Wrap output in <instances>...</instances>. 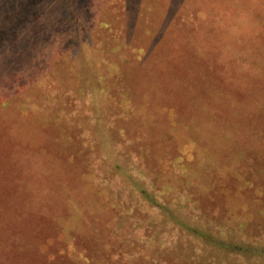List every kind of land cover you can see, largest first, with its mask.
<instances>
[{"label": "rangeland", "instance_id": "374dc122", "mask_svg": "<svg viewBox=\"0 0 264 264\" xmlns=\"http://www.w3.org/2000/svg\"><path fill=\"white\" fill-rule=\"evenodd\" d=\"M0 264H264V0H0Z\"/></svg>", "mask_w": 264, "mask_h": 264}, {"label": "trees", "instance_id": "16d2710c", "mask_svg": "<svg viewBox=\"0 0 264 264\" xmlns=\"http://www.w3.org/2000/svg\"><path fill=\"white\" fill-rule=\"evenodd\" d=\"M178 160L180 161V160H182V159L179 158ZM139 190L142 192V191H143V188H140ZM143 192H144V191H143ZM146 195H147V194H146ZM176 222L180 223L181 225H184V223H183L181 220H178V219H177ZM186 228H187V229H190L189 227H186ZM200 232H201V231H200ZM214 240H215V241H219L218 238H216V239H214ZM225 245H227V244H225Z\"/></svg>", "mask_w": 264, "mask_h": 264}]
</instances>
